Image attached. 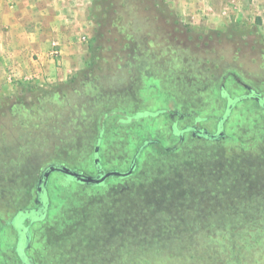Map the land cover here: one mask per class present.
I'll use <instances>...</instances> for the list:
<instances>
[{
    "label": "rangeland",
    "instance_id": "obj_1",
    "mask_svg": "<svg viewBox=\"0 0 264 264\" xmlns=\"http://www.w3.org/2000/svg\"><path fill=\"white\" fill-rule=\"evenodd\" d=\"M81 1L47 12L74 37L37 43L36 71L17 75L0 45V220L48 164L91 175L99 144L103 168L133 172L101 188L52 173L40 264H264V109L197 87L233 71L264 95V0ZM173 109L210 130L227 116L226 140L161 151ZM11 240L0 231V264Z\"/></svg>",
    "mask_w": 264,
    "mask_h": 264
},
{
    "label": "flooded vegetation",
    "instance_id": "obj_2",
    "mask_svg": "<svg viewBox=\"0 0 264 264\" xmlns=\"http://www.w3.org/2000/svg\"><path fill=\"white\" fill-rule=\"evenodd\" d=\"M197 87H215L218 92V100L225 105V109H231L238 101H244L246 99H251L257 106L264 109V95L256 88L261 86L243 81L241 77L233 71L223 73L219 79V83H210ZM234 87H241V91H239L238 94H233ZM139 112H141V115L136 113L139 117L146 115L152 116L155 114V112H153V114L147 111V114L144 115L143 111ZM161 112L167 116L171 135L174 138L173 141L171 140L173 142L171 147H163L167 149L165 152L175 151L183 141L184 136H188L189 139L194 141L212 143L226 140L225 122L227 116L224 119L218 118L214 120L215 126L213 130H210L207 126L203 125L202 122L211 120V115L200 116L194 110L186 114H182L175 109L167 112L163 110ZM148 140L153 141L154 139ZM168 141L170 142V139H168ZM100 153L101 146L99 144H94L92 146L91 160L93 163V172L91 175L70 168L65 172H61L58 168L62 165H46L36 177L33 188L29 190L30 193H28L26 199L28 205L13 209L10 215H8V213L1 218L0 226H3L2 230L5 229L11 232L12 240L11 244H9V250L11 251L10 257L14 261V264H40L38 258L39 251L35 249V246L36 244L43 245L45 242V235L43 234L41 224L47 219L49 214V201L46 195L47 183L52 173L59 172L68 179V181L72 180L82 185L99 188L105 187L108 180L111 178L123 179L129 175L125 173L132 168L133 164H131L126 171L105 169L102 165ZM50 165H55L56 168L50 171L48 170ZM78 173H81L82 177L77 178L76 174ZM44 175L46 177L45 179H43ZM87 176L90 177L89 180L84 179Z\"/></svg>",
    "mask_w": 264,
    "mask_h": 264
},
{
    "label": "crops",
    "instance_id": "obj_3",
    "mask_svg": "<svg viewBox=\"0 0 264 264\" xmlns=\"http://www.w3.org/2000/svg\"><path fill=\"white\" fill-rule=\"evenodd\" d=\"M81 2V0H0V45L10 52L8 61L16 68L17 75L37 70L32 69L35 63L29 56L30 50L36 52L37 43L43 44L54 38L66 43L74 37L73 32L68 31L71 25L65 27L62 21L55 23L46 17L47 12L58 8L57 13L61 11L69 16L78 14L79 9L83 7ZM59 4L64 7L59 8ZM45 55L46 51L41 49L39 66L44 73L52 75L54 72L49 64L51 58ZM45 64L48 68H44ZM62 73L67 74L63 69Z\"/></svg>",
    "mask_w": 264,
    "mask_h": 264
},
{
    "label": "water",
    "instance_id": "obj_4",
    "mask_svg": "<svg viewBox=\"0 0 264 264\" xmlns=\"http://www.w3.org/2000/svg\"><path fill=\"white\" fill-rule=\"evenodd\" d=\"M139 114L141 113V112H138ZM143 114H147V111H144L143 112ZM56 168V166L55 165H50L49 167H48V170H50V171H52V170H54ZM61 172H65V171H67L68 170V168L66 167V166H60L59 168H58ZM69 171H70V169H69ZM73 177H74V175H73ZM72 177V178H73ZM76 177L77 178H80V177H82V174L81 173H78V174H76ZM46 177H45V175H44V177H43V179H45ZM85 180H89L90 179V177H85L84 178Z\"/></svg>",
    "mask_w": 264,
    "mask_h": 264
},
{
    "label": "trees",
    "instance_id": "obj_5",
    "mask_svg": "<svg viewBox=\"0 0 264 264\" xmlns=\"http://www.w3.org/2000/svg\"><path fill=\"white\" fill-rule=\"evenodd\" d=\"M160 150L165 152L167 149L163 148V147H160ZM135 158H136V156H135ZM133 169H134V167L132 166V168L128 172H126L125 174H131L133 172Z\"/></svg>",
    "mask_w": 264,
    "mask_h": 264
},
{
    "label": "built area",
    "instance_id": "obj_6",
    "mask_svg": "<svg viewBox=\"0 0 264 264\" xmlns=\"http://www.w3.org/2000/svg\"><path fill=\"white\" fill-rule=\"evenodd\" d=\"M57 50L56 49H52L51 54H56Z\"/></svg>",
    "mask_w": 264,
    "mask_h": 264
}]
</instances>
